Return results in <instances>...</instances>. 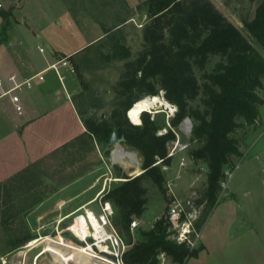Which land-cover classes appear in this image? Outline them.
Masks as SVG:
<instances>
[{"label":"rangeland","instance_id":"obj_1","mask_svg":"<svg viewBox=\"0 0 264 264\" xmlns=\"http://www.w3.org/2000/svg\"><path fill=\"white\" fill-rule=\"evenodd\" d=\"M142 1L1 0V3L3 9L12 12L10 23L6 26L10 41L18 48L21 58H26L28 63L42 61L53 49L58 50L59 54L72 52L69 57L72 69L70 81L75 89L78 109L83 118L98 122L102 119L109 121L111 110L115 106L117 82L125 70V63L134 60L147 46L143 29L150 24L151 17L143 7L139 8ZM210 1L264 56V46L250 36L243 24L244 20L254 16L260 0ZM171 28L172 24L158 29L161 33L158 43L164 42L166 46L170 44ZM116 37L129 49V55L107 58L106 55L112 53L110 45ZM89 40L91 41L87 43ZM39 47L43 51H39ZM161 51L166 60L174 61V51L169 54ZM218 60L219 55H211L204 68L193 67L200 84L204 81L203 72L209 71ZM261 82L262 86L256 88V92L264 100V76H261ZM164 93L165 90L160 88L156 95L159 94L167 106L158 108V111H145L150 118H154L156 134L170 129L174 135L166 143L168 162L159 163L163 174V191L149 178L142 181L146 189V202L141 215L132 217L131 221H136V225L130 228L129 224L128 233L124 229L118 230L112 221L115 208L104 198V194L126 177H133L142 171V152L126 145L123 139L118 140L122 136L118 137L116 134L115 142L111 144L99 143L95 139L91 143H77L42 159L0 186V259H4L7 264H33L35 261L36 264H62L61 260L54 258V253H59L61 257L64 249L70 253L71 246L82 248L89 243L94 253L83 252L82 259L86 264H117L116 258L110 254L117 248L114 246L113 236L101 242L107 248V251H101L96 239L90 234V227L86 239L80 241L70 231L65 230L68 225L62 226L64 221L71 218L74 223L75 216L86 214L87 210L95 215L101 214V206L106 201L110 203L112 212L106 218L104 229L108 235L120 237L125 250L135 240L143 239L142 232L150 229L159 218L164 219L165 223L169 222L167 238L176 242V234L181 231L183 224L173 226L174 223L168 219V211L174 201L184 202L186 211L190 212L188 220L186 219L190 229L187 236L190 241H194V245L183 243L189 249L197 246L196 233L199 230L196 223L201 221L206 210L205 202L196 203L195 199L206 185V164L191 154V150L199 145L190 139L191 119L184 116L176 126L171 125L177 106L166 99ZM150 95L152 94L145 96ZM201 99L200 92L189 103L202 109L204 105ZM257 108L258 116L253 123H246L241 116L236 117L238 126L230 135L236 139L241 154L231 156L230 163L233 166L225 170L226 177L221 183L217 200L231 196L225 200L237 202L244 211L239 212L240 221L245 219L247 227L252 226L262 233L264 101ZM168 110H171L170 114ZM125 115L130 121L127 114ZM186 118L190 120L188 127ZM176 141L179 144L174 145ZM122 147L134 154L124 153ZM159 161L161 159L157 158V162ZM90 198L94 199L93 202L85 203ZM187 200L191 203L186 204ZM72 212H75L73 216L58 223L66 214ZM51 224L52 228L49 227ZM25 234L32 237L13 248L15 240ZM45 248L48 250L41 252ZM160 252L163 251L155 256L156 264H161L158 257ZM165 257L166 264L173 263L168 254L165 253Z\"/></svg>","mask_w":264,"mask_h":264},{"label":"trees","instance_id":"obj_2","mask_svg":"<svg viewBox=\"0 0 264 264\" xmlns=\"http://www.w3.org/2000/svg\"><path fill=\"white\" fill-rule=\"evenodd\" d=\"M138 6L151 17L150 24L143 29L147 46L134 60L125 63V70L117 82L115 106L109 121L82 118L86 128L82 141L91 143L95 139L106 144L115 133L123 137L126 145L142 152V171L126 177L104 194L115 208L113 224L128 233L132 217H139L144 210L146 189L142 181L149 178L163 191L159 163L168 162L166 143L174 135L170 129L156 134L154 118L145 111L140 113L141 121L137 124L128 121L125 114L141 97L164 89L165 98L177 106L171 125L176 126L184 116L191 119L190 139L199 144L191 154L206 164V185L195 199L196 203L205 202L206 211L196 223L199 230L207 212L217 202L226 168L233 166L231 156L241 154L236 139L230 135L238 126L236 117L241 116L246 123H253L258 116L257 106L264 101L256 92V88L262 86L264 56L210 0H143ZM2 14L7 18L8 13ZM6 23L7 20L4 26ZM170 24V44L158 43L161 38L158 29ZM243 24L250 36L264 46V0H260L254 16L244 20ZM111 43L112 53L106 55L107 58L129 55V49L119 38ZM161 50L164 54L174 51V61L166 60ZM211 55H219L220 60L209 71L203 72L204 81L200 84L193 67L204 68ZM200 92L202 109L189 103ZM157 158L161 161L157 162ZM164 221L157 219L150 229L142 232L143 239L135 240L122 253L124 264H156L155 256L159 251L168 254L174 264H182L197 253L199 247L189 249L184 243L167 238L169 222ZM31 237L25 234L17 238L13 248Z\"/></svg>","mask_w":264,"mask_h":264},{"label":"crops","instance_id":"obj_3","mask_svg":"<svg viewBox=\"0 0 264 264\" xmlns=\"http://www.w3.org/2000/svg\"><path fill=\"white\" fill-rule=\"evenodd\" d=\"M3 12L8 13L7 18ZM11 16L12 12L3 9L1 3L2 87L11 85L8 77L12 74L17 81L33 78L30 86L22 85L16 90L22 106L20 113L9 95L0 97V184L67 146L84 143L86 130L70 81L69 56L72 52L59 54L53 49L42 61L28 63L26 58H21L6 31ZM227 197L217 200L207 212L196 239L197 253L182 264H264V231L260 233L252 226L247 227L245 219L240 221L241 207L237 202L225 200ZM93 200L90 198L85 203ZM63 251L62 255L72 258L70 264H76L77 251L73 248L70 253ZM82 262L86 264L83 259Z\"/></svg>","mask_w":264,"mask_h":264},{"label":"bare ground","instance_id":"obj_4","mask_svg":"<svg viewBox=\"0 0 264 264\" xmlns=\"http://www.w3.org/2000/svg\"><path fill=\"white\" fill-rule=\"evenodd\" d=\"M167 105H166V102L164 101V99L159 94L158 95L154 94V95H150V96H143L135 102V104L132 108H130V109H128V111H126V114L132 123H139L140 113L142 111H146V110L158 111L159 110L158 108L163 107V106H167ZM171 110H168L169 114H170ZM187 125L188 124L186 123V126ZM122 150L124 153H128L130 155L134 154L133 152L126 150L123 147H122ZM74 214H75V212H72L69 214V216H73ZM61 219H60V221H61ZM60 221L58 223H60ZM72 221H73V218L70 219V222L67 224L68 226L65 228V230L70 231L72 233V235L75 238H78L80 241H84L88 235V228L90 227L91 228L90 234L94 239H96V242H97L96 244H98V246L100 247V250L101 251H107V248H105V246L102 245L101 242L105 241L108 238V233L104 229V226L101 224V220H99V218L91 210H87L86 214H77L75 216L74 223H72ZM59 236H60V234H58V237ZM47 238L49 239L50 237H47ZM71 248L76 250L77 254H79V258L76 260V264H84L82 262V259H81V253L83 251H86L89 253L90 252L94 253L93 247L89 243H87L82 248L76 247V246H71ZM46 250H48V249L45 248L42 251H46ZM53 256L57 260L59 259L66 264H70V260H72V258H70V256L61 255V257H60L59 253L58 254L54 253ZM57 256H59V257H57Z\"/></svg>","mask_w":264,"mask_h":264},{"label":"built area","instance_id":"obj_5","mask_svg":"<svg viewBox=\"0 0 264 264\" xmlns=\"http://www.w3.org/2000/svg\"><path fill=\"white\" fill-rule=\"evenodd\" d=\"M1 6V3H0ZM39 50L42 51L43 49L41 47H39ZM54 66V65H53ZM39 78H41L40 75H38ZM33 77H28V78H24L21 81H17L15 79V75H10L8 77V80L11 82V85L8 88H3V80L0 78V97L5 96V95H9L10 100L15 108V110L20 113L22 110V106L20 104L19 101V96L17 95V93L15 92L17 89H19L22 85H26V86H30L31 85V79ZM176 144H179L178 141H176ZM175 149V146L173 148V150ZM169 153V152H168ZM172 152L170 151V154ZM191 201L187 200L186 204H190ZM101 214L96 215L99 220H101V224L104 226L107 224L106 218L111 215V206L109 202H104V204L101 206ZM70 213L66 214L61 221H63L66 218H69L71 216H69ZM190 212L186 211V205L184 202L180 201V202H175L173 203V205L170 207L169 211H168V219L174 223L173 226L176 224L178 225V223H182V228L181 231H179L176 235H178L176 237V242L178 243H183V242H188L191 246L194 245V241H190V239H188L187 234L189 233L190 229H189V224L188 222H186L188 220ZM187 219V220H186ZM182 222H181V221ZM60 221V222H61ZM176 221V222H175ZM190 223V222H189ZM136 225V221H131L130 223V228L134 227ZM191 225V223H190ZM192 226V225H191ZM113 236L114 239V246L117 247L116 250L114 252H110V254H112L115 258H116V263L118 264H124L123 260H122V253L125 250V247L123 245V241L120 237L115 236L114 234L112 235H108L107 239H111ZM196 236H198V232L196 233ZM121 245V247H120ZM161 264H166L165 260L167 257H165V253L164 252H160L159 256ZM6 261L4 259H0V264L5 263Z\"/></svg>","mask_w":264,"mask_h":264},{"label":"water","instance_id":"obj_6","mask_svg":"<svg viewBox=\"0 0 264 264\" xmlns=\"http://www.w3.org/2000/svg\"><path fill=\"white\" fill-rule=\"evenodd\" d=\"M185 121H186V122L188 123V125H189V123H190L189 118H186ZM122 139H123V137L119 138L118 140L121 141ZM114 142H115V133H112V134H111V138H110V140H109L108 143L111 144V143H114ZM69 222H70V219H68L67 221H64V222L62 223V226L65 227ZM49 227L52 228V227H53V224L49 225ZM3 264H7V263H3Z\"/></svg>","mask_w":264,"mask_h":264}]
</instances>
